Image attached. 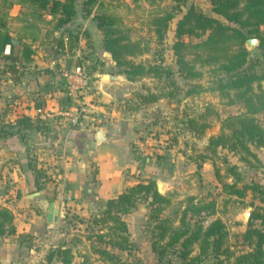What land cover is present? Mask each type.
I'll list each match as a JSON object with an SVG mask.
<instances>
[{
  "label": "crops",
  "instance_id": "crops-1",
  "mask_svg": "<svg viewBox=\"0 0 264 264\" xmlns=\"http://www.w3.org/2000/svg\"><path fill=\"white\" fill-rule=\"evenodd\" d=\"M85 1L74 2L75 15L66 32L77 41L67 51V33L55 27L56 19L47 10L26 0H0V36L9 38L0 55V208L11 212L15 226L11 236L17 238L23 235L37 242L49 234L60 238L54 230L65 220H91L107 200L140 182H161L164 194L174 190L195 194L196 185L199 189L203 180L212 182L215 177L210 160L195 162L184 151L182 131L172 130L179 135L168 131L164 120L172 112L170 96L141 104L137 96L144 93L139 89L142 81L129 80L104 51V35L94 19L97 5L86 14ZM60 37L64 48L57 45ZM85 55L93 60L87 62L93 74L89 114L71 128L56 116L72 105L62 93L61 71ZM111 74L115 81L105 78ZM155 82L149 77L147 86L158 94L162 81L158 87ZM165 89L161 93H167ZM39 108L50 117L41 120ZM22 117L30 119L31 128L18 125ZM36 124H44V131ZM98 128L106 131L108 144L96 145ZM31 166L50 181L37 185ZM37 192L43 195L30 197ZM55 202L59 206L48 222L49 206ZM149 211L148 204L131 210L124 219L130 233L141 230ZM246 228L244 223L237 232ZM4 237L0 236V250L6 245ZM137 241L132 236L131 242L139 245ZM144 245L149 249L150 237Z\"/></svg>",
  "mask_w": 264,
  "mask_h": 264
},
{
  "label": "trees",
  "instance_id": "trees-1",
  "mask_svg": "<svg viewBox=\"0 0 264 264\" xmlns=\"http://www.w3.org/2000/svg\"><path fill=\"white\" fill-rule=\"evenodd\" d=\"M26 1L35 4L41 10H47L56 19L55 27L63 30V32L67 31L68 25L75 15L73 10L75 0ZM147 1L149 5H152L155 0ZM166 1L176 3L173 9L177 11L184 2V0H156L155 2L160 4ZM209 2L212 6V12L222 17L226 23L207 16L197 9L190 8L176 24L175 40L171 49L179 68L178 73L185 81H191L195 74L181 53L188 46L185 38H200L207 35V40L202 44L205 48L208 47L212 51L226 48L229 52L224 57H209L203 62L217 64L214 71L217 70L226 76L227 81L223 83L222 79H218L215 82L216 86L221 90L222 96L228 99V104L238 102L243 105L244 112L220 119L213 106L207 105L203 113L186 117L184 123L186 130L192 137L200 138L206 130L212 127V120L219 121V133L208 139L204 152L195 158V162L210 160L215 178L220 180L221 175L214 160L218 149L227 151L234 156L241 153L254 157L251 147L264 148V91L259 86L256 89L252 85L253 82L259 83L264 80V73L257 75L252 70L244 69L247 63V52L243 47L246 39L241 30V28L248 29L249 34H255L260 38L264 55V31H260V27L264 26V0H209ZM83 5L86 14H90L95 5H97V10L103 7V3L99 0H86ZM97 10L94 19L97 21L99 30L103 32V48L112 62L131 81H138L143 75H148V77L157 78L158 81H164L165 86L169 72L163 67V61L148 65L135 63L132 60V55L125 51L128 42L124 40L128 38H124L115 28L118 22L117 18L110 14L99 13ZM172 19V14L152 19L151 25L157 43H162L164 40L169 22ZM76 41V36L67 33V51L72 49L73 43ZM8 42L9 38L0 36V55ZM57 45L64 48L62 37L58 40ZM139 54L140 52L136 53L135 56ZM163 88L161 87L158 94H153L149 88H145L144 93L137 97L142 105L153 103L161 97H171V92L161 93ZM230 91H233V94L230 95ZM187 93L190 95L193 91ZM259 113L263 114L261 122L256 118ZM210 116L213 117L210 118ZM20 124L24 128H31L30 119L27 117H22L18 121V125ZM34 126L36 129L44 131V124ZM240 159L243 160L244 158L240 157ZM31 171L37 185L38 182L50 181L43 171L34 166H31ZM236 185V183L221 184L222 190L229 189L230 196L237 195L239 198L245 195L246 190H249L255 197L259 198L260 204L252 205L253 210L247 228L241 235V240L246 245L247 250L240 251L234 256V264H264V186L250 183L240 189ZM243 190H245L244 193ZM187 201L189 204L179 211L177 225H174L170 217H161L162 205L168 204L169 199L158 194L154 181L140 182L126 189L116 198L109 199L104 203L102 212L95 215L91 220L95 225L98 224L101 228H106L108 232L105 235L101 233L90 235L87 236V239L95 236L103 242L105 247L94 249V252L99 254L101 258L118 261L110 249L123 251L130 245L128 237L124 234L127 231L124 216L137 208L138 205L148 204L150 207L147 215L148 224H153L151 248L157 261L160 262L165 252L171 248L176 250L178 264H201L208 256L218 258L219 256L229 257L232 255L227 246L228 233L224 222L219 218L207 220L206 217L213 214L212 211H205L209 204L203 205L204 202L196 201L194 197L188 198ZM202 213H204L203 216H200ZM189 215H191L190 218ZM196 215L199 216L197 225L190 228L189 222ZM101 228L98 229L99 232ZM6 235H15L13 216L8 209L0 208V236ZM43 262L41 264H54L55 262L73 264V250L66 243L55 248L51 247Z\"/></svg>",
  "mask_w": 264,
  "mask_h": 264
},
{
  "label": "rangeland",
  "instance_id": "rangeland-1",
  "mask_svg": "<svg viewBox=\"0 0 264 264\" xmlns=\"http://www.w3.org/2000/svg\"><path fill=\"white\" fill-rule=\"evenodd\" d=\"M131 1L132 0H102L103 7L98 9L97 12L110 14L117 18L118 22L115 28L124 38H128L124 40L128 42L125 51L132 55V60L135 63L148 65L163 61V67L169 72L167 81L165 82V86L164 81L160 84V82L156 80L155 84H157V87L159 84L162 88L164 86L166 92H171L172 95L169 98V101L172 100L169 104V109L172 112L168 115L169 118L164 120V122L167 123L166 127L173 135H179L177 131H172L173 129L182 131L180 135L184 139L182 141L184 151H189L188 154L190 157L197 158L201 151L204 152L208 137L219 133L220 124L219 121L212 120V127L206 130L202 137L194 138L185 128L184 123L186 117L203 113L207 105L213 106L214 111L217 112L220 119H224L231 115H239L243 113L245 109L243 105L238 102L228 104V99L222 96L221 90L218 89L215 83L218 79H222L223 83H225L227 81L226 76L220 74L217 70L214 71L217 65L214 62L209 64L203 62L209 57H224L226 53H229L228 50L226 48H221L218 51H212L209 50L208 47L205 48L202 44L207 40V35L200 38H185V42L188 46L184 48L181 53L195 73L191 81H185L178 73L179 68L171 49L175 40L174 31L177 22L190 8L197 9L203 14L217 18L224 23H226V21L212 12V6L209 0H184L178 11L173 9L176 3L171 1L158 4L155 0L152 5H149L147 0H133L132 3ZM166 14H172L173 19L169 22L164 40L162 43H157L151 21L154 17ZM241 30L246 39L243 45L247 52V63L244 69L252 70L257 75H261L264 73V55L260 44V38L255 34H249L248 29L241 28ZM260 31H264V26L260 27ZM250 39L257 40L256 46L251 49L247 48L245 45L246 41ZM256 50H258L257 53ZM138 52H140L141 55L135 56ZM83 57L82 59L84 61L92 64L93 60L91 62L89 58H86V55ZM139 79L138 81H142L139 89L145 91L146 87L150 88L147 86L149 79L148 75H143ZM252 85L256 89H258L257 86H259L260 89L264 91V80H261L259 83L253 82ZM188 91H193V93L189 95L187 93ZM231 94H233V91H230V95ZM211 117L213 116H210V118ZM256 118L261 122L263 114H257ZM251 152L254 157L241 153L234 156L227 151L218 149L214 160L219 169V174L221 175L220 180H216L215 177L212 182L203 180L204 184H200L201 186L199 185V189L196 185L198 193L195 194H191L190 190L183 193L174 190L173 192H165V194L162 195L169 199V203L162 205L161 217H170L174 225H177L179 211L189 204L187 199L190 197H194L196 201L199 200L204 202L203 205L209 204L205 211H212L213 214L206 217L208 221L219 218L224 222L228 233L227 246L232 255L229 257L219 256L218 258L208 256L201 264H234V256L240 251L247 250L246 245L241 240V235L243 233L237 232V228L244 224L242 214L251 213L253 210L252 205L260 204L259 198L255 197L249 190H243V193L245 191V195L241 198L237 195L230 196V190H222L221 184L236 183V187L240 189L250 183L264 186V148L251 147ZM240 157L244 159L241 160ZM223 158L225 159L224 161ZM198 181L201 183V180L198 179L197 182ZM197 182L195 181V183ZM214 184L216 186H214ZM189 186H192L191 183ZM198 208L200 209V207ZM130 213L126 214L124 219H127ZM203 214L204 213L200 214V216H203ZM188 217L190 218L191 215ZM198 219L199 216L197 215L192 217L189 222V227L194 228L195 225H197ZM152 226L153 224H148V217L146 216L142 223L141 230L137 227V231L133 230V232L130 233L127 229L124 234L128 237L130 245L123 251L118 250V254L114 252L116 249H110V252L117 257L118 261H109L101 258L99 254L94 252V249L97 247H105L103 242L99 241L95 236L87 239V236L97 233L105 235L108 232L107 229L104 227L101 228L98 224L95 225L90 219L83 220V218H80L77 219L76 222H73L72 219H68L54 230V233L56 232L57 235L61 234L60 238L55 236V239H53L51 234H49V236H44L40 242H37L32 239H27V237L23 235H20L18 238L6 235L4 237L6 245L0 250V264L44 263L43 259L47 251L51 248L49 246L62 242L71 244L70 246L74 253L73 264H178L176 250L174 248L168 249L163 259L160 262L157 261L151 248V242L153 240ZM100 228L101 231L99 232L98 229ZM132 236L133 240L139 238L140 242L137 241L139 245L131 242ZM149 237L150 245L148 249L144 244L148 242ZM151 254H153V257ZM54 264L59 263L55 262Z\"/></svg>",
  "mask_w": 264,
  "mask_h": 264
},
{
  "label": "built area",
  "instance_id": "built-area-1",
  "mask_svg": "<svg viewBox=\"0 0 264 264\" xmlns=\"http://www.w3.org/2000/svg\"><path fill=\"white\" fill-rule=\"evenodd\" d=\"M61 77L62 93L72 105L56 116H59L69 127L76 128L89 114L88 102L92 94L93 74L89 64L79 57L71 68L61 71ZM36 114L41 120L50 117V114L45 113L41 108L36 110ZM59 195L62 196L61 193Z\"/></svg>",
  "mask_w": 264,
  "mask_h": 264
},
{
  "label": "water",
  "instance_id": "water-1",
  "mask_svg": "<svg viewBox=\"0 0 264 264\" xmlns=\"http://www.w3.org/2000/svg\"><path fill=\"white\" fill-rule=\"evenodd\" d=\"M257 44V40L256 39H250L247 40L245 45L247 48L251 49L254 48ZM258 52V50H256V53ZM106 79L111 80V81H115L117 79V77L115 75H107L105 76ZM94 139H95V143L96 145H106L108 144L110 138L107 136V133L105 130L103 129H96L95 130V135H94ZM156 190L158 192L159 195H163L164 194V185L161 182H157L156 183ZM43 195V192H37L34 193L32 195H30L31 198L33 197H41ZM59 206L58 202L55 203H51L49 206V214L47 215V220L48 222H51L53 220V213H54V209L57 208ZM244 223H246V225L249 222V218H250V213H245L244 216Z\"/></svg>",
  "mask_w": 264,
  "mask_h": 264
}]
</instances>
